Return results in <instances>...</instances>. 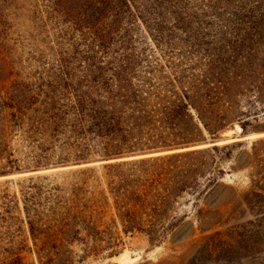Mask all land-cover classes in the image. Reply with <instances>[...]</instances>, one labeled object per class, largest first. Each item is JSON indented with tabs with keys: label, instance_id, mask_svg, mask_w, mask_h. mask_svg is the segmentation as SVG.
I'll return each instance as SVG.
<instances>
[{
	"label": "trees",
	"instance_id": "1",
	"mask_svg": "<svg viewBox=\"0 0 264 264\" xmlns=\"http://www.w3.org/2000/svg\"><path fill=\"white\" fill-rule=\"evenodd\" d=\"M70 1L51 4L78 44L0 98V178L74 168L55 174H68L61 184L35 174L20 186L38 264L117 256L116 229L164 243L187 218L180 206L212 196L226 164L249 171L243 200L264 209V138L250 153L248 141L218 145L236 126L238 140L256 133L250 105L264 106V15L222 6L264 0ZM15 133L39 151L32 166L12 158ZM0 264L25 263L18 252Z\"/></svg>",
	"mask_w": 264,
	"mask_h": 264
},
{
	"label": "rangeland",
	"instance_id": "2",
	"mask_svg": "<svg viewBox=\"0 0 264 264\" xmlns=\"http://www.w3.org/2000/svg\"><path fill=\"white\" fill-rule=\"evenodd\" d=\"M51 2L0 0L1 99L7 97L13 81L34 80L44 70L59 64L60 55L80 41L77 33L56 18ZM250 10L264 15V2H228L222 6L225 17L234 12L245 15ZM250 109L255 116L250 118V130L257 132L238 140L240 128L236 126L222 136L218 145L248 141V147L240 151L250 153L251 142L264 138V106L251 104ZM10 151L12 158L27 166H32L34 156L39 153L34 144L18 133L10 138ZM52 156L53 163L59 151L54 149ZM229 167L225 165L227 174L215 193L202 200L198 208L192 207V199L185 200L187 203L178 211L186 212L187 218L164 243L152 245L142 234L125 236L116 229L115 236L121 238L118 240L121 245L115 249L120 251L117 256L109 257L112 249L104 250L78 264H264V209L254 198L248 206L243 200L249 189V171L230 172ZM71 169L74 168L0 178V263L14 259L19 252L25 264H38L36 255L29 250L32 242L20 201V186H25L24 180L35 174L48 176L47 184H61L68 174L57 177L55 174ZM72 249L83 254L81 248Z\"/></svg>",
	"mask_w": 264,
	"mask_h": 264
}]
</instances>
